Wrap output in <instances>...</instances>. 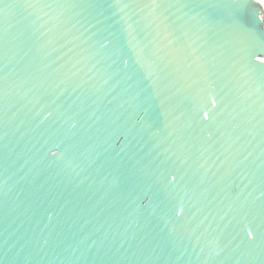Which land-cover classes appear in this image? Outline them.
<instances>
[{
	"label": "water",
	"instance_id": "water-1",
	"mask_svg": "<svg viewBox=\"0 0 264 264\" xmlns=\"http://www.w3.org/2000/svg\"><path fill=\"white\" fill-rule=\"evenodd\" d=\"M0 264H264L258 0H0Z\"/></svg>",
	"mask_w": 264,
	"mask_h": 264
},
{
	"label": "built area",
	"instance_id": "built-area-1",
	"mask_svg": "<svg viewBox=\"0 0 264 264\" xmlns=\"http://www.w3.org/2000/svg\"><path fill=\"white\" fill-rule=\"evenodd\" d=\"M258 1H260V5L262 7V19L264 21V0H258Z\"/></svg>",
	"mask_w": 264,
	"mask_h": 264
}]
</instances>
